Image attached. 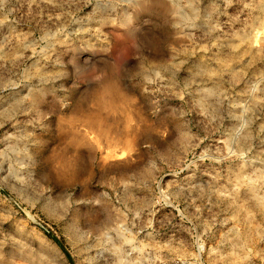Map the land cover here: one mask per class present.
<instances>
[{"label":"rangeland","instance_id":"obj_1","mask_svg":"<svg viewBox=\"0 0 264 264\" xmlns=\"http://www.w3.org/2000/svg\"><path fill=\"white\" fill-rule=\"evenodd\" d=\"M0 264H264V0H0Z\"/></svg>","mask_w":264,"mask_h":264},{"label":"bare ground","instance_id":"obj_2","mask_svg":"<svg viewBox=\"0 0 264 264\" xmlns=\"http://www.w3.org/2000/svg\"><path fill=\"white\" fill-rule=\"evenodd\" d=\"M109 82V81H108ZM122 89L120 88L119 91ZM119 91L116 88V85L113 83H109L107 85H103L100 87V90L95 94L94 99L97 101L98 105L102 108L108 109L110 111H114L118 109V101H124L126 100L127 95H123L119 93ZM123 92V91H122ZM129 102V101H128ZM122 104V103H121ZM121 106V105H119ZM122 110V108H121ZM101 121V120H100ZM92 124H97L99 126V122L96 120L91 119ZM90 122V123H91ZM102 122V121H101ZM90 124V125H92ZM89 125V124H88ZM92 125V126H93ZM100 127V126H99ZM102 127V126H101ZM101 129V128H100ZM76 139V138H75ZM74 140V139H73ZM79 140V139H78ZM74 144V142H71ZM75 145V144H74ZM78 146V145H77ZM64 160V159H63ZM62 163V162H61Z\"/></svg>","mask_w":264,"mask_h":264}]
</instances>
